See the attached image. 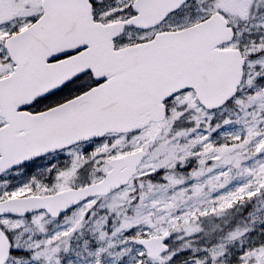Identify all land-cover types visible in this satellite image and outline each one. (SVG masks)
I'll list each match as a JSON object with an SVG mask.
<instances>
[{"label":"snow or ice","instance_id":"obj_1","mask_svg":"<svg viewBox=\"0 0 264 264\" xmlns=\"http://www.w3.org/2000/svg\"><path fill=\"white\" fill-rule=\"evenodd\" d=\"M0 264H264V0H0Z\"/></svg>","mask_w":264,"mask_h":264}]
</instances>
